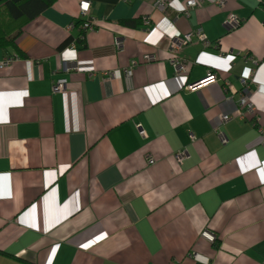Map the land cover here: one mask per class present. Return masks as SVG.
Here are the masks:
<instances>
[{
	"label": "crops",
	"instance_id": "crops-1",
	"mask_svg": "<svg viewBox=\"0 0 264 264\" xmlns=\"http://www.w3.org/2000/svg\"><path fill=\"white\" fill-rule=\"evenodd\" d=\"M81 1L0 49V264H264V63L239 80L264 58L260 0ZM197 27L208 45L171 47ZM208 70L221 80L189 91Z\"/></svg>",
	"mask_w": 264,
	"mask_h": 264
},
{
	"label": "built area",
	"instance_id": "built-area-1",
	"mask_svg": "<svg viewBox=\"0 0 264 264\" xmlns=\"http://www.w3.org/2000/svg\"><path fill=\"white\" fill-rule=\"evenodd\" d=\"M202 2H203V0H184L185 9L187 11L191 8H194L198 5H200ZM260 2L262 4H264V0H260ZM214 3L218 4L219 7L225 6V0H215ZM85 5H86V7H85ZM155 6L157 8H163L164 7V0H156ZM88 9H89V2L88 1L83 0V1L79 2V10H80L82 15H85L87 13ZM143 21L146 24L149 23V21L146 18ZM225 23H226L228 28H234L239 23V19H237L233 16H230L228 19H226ZM92 25H93L92 22L87 20L81 26L84 29H91ZM69 27H71V26L69 25ZM193 38L200 40L201 42L204 43V45H208V43H209L207 38H206V35L204 34V32L202 30V28L197 27L194 30H192L186 34L175 36L172 39L171 47L173 49L179 50L183 46H185L186 44L190 43ZM147 58L150 59L151 56H147ZM11 60L12 59L8 56L4 57L3 60L0 61V68L5 66ZM246 63H250V64H245V66L243 67L242 73L239 77L240 82L242 83L243 87H245V88L252 81V77H253L254 70H255L254 66L258 65L259 63H264V58L254 59V58L249 56L246 60ZM171 65L173 66L175 73H180L184 69L183 62L178 60V59L173 58L171 60ZM64 68H65V70L69 69L68 65H66V67H64ZM131 75H132V70L126 69L125 70V76L130 77ZM219 80H221V78H219L216 73H214L211 70H208L206 76L203 79H201L197 82H194L192 84H188L187 89L191 92H194L198 89L206 87L210 83H214V82H217ZM66 84H67L66 78H64L62 76L56 78L54 80V82L52 83V87H51L52 92H63L66 88ZM254 91L257 93L264 94V84L257 83ZM240 104H241V106L245 107L247 111H252V112L255 111L253 103L251 102L249 97L246 96L245 94L240 96ZM228 119H230L229 114L220 115V120L227 121ZM257 130L259 132L261 139L264 141V122L263 121H260L257 124ZM140 134H143V130H140ZM178 156H179V158H181L182 153L179 154ZM200 235L202 238H204L205 240H207L209 242H212L215 238L214 234H212L211 232H209L207 230L202 231L200 233ZM195 258L200 259L197 254H195ZM205 262H206V259H205Z\"/></svg>",
	"mask_w": 264,
	"mask_h": 264
},
{
	"label": "trees",
	"instance_id": "trees-1",
	"mask_svg": "<svg viewBox=\"0 0 264 264\" xmlns=\"http://www.w3.org/2000/svg\"><path fill=\"white\" fill-rule=\"evenodd\" d=\"M52 3L53 0H0V49L15 47V38L22 26ZM85 21L78 20L77 24Z\"/></svg>",
	"mask_w": 264,
	"mask_h": 264
},
{
	"label": "snow or ice",
	"instance_id": "snow-or-ice-1",
	"mask_svg": "<svg viewBox=\"0 0 264 264\" xmlns=\"http://www.w3.org/2000/svg\"><path fill=\"white\" fill-rule=\"evenodd\" d=\"M85 7H86V5H85Z\"/></svg>",
	"mask_w": 264,
	"mask_h": 264
},
{
	"label": "clouds",
	"instance_id": "clouds-1",
	"mask_svg": "<svg viewBox=\"0 0 264 264\" xmlns=\"http://www.w3.org/2000/svg\"><path fill=\"white\" fill-rule=\"evenodd\" d=\"M263 5V4H262Z\"/></svg>",
	"mask_w": 264,
	"mask_h": 264
}]
</instances>
